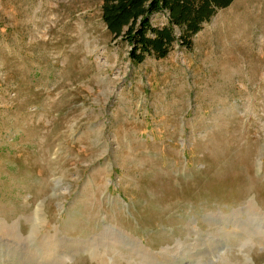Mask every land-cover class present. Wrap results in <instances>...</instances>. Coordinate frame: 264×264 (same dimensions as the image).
Masks as SVG:
<instances>
[{
  "label": "rangeland",
  "instance_id": "374dc122",
  "mask_svg": "<svg viewBox=\"0 0 264 264\" xmlns=\"http://www.w3.org/2000/svg\"><path fill=\"white\" fill-rule=\"evenodd\" d=\"M237 1L247 61L172 27L135 63L101 0H0V264H264V0Z\"/></svg>",
  "mask_w": 264,
  "mask_h": 264
},
{
  "label": "trees",
  "instance_id": "16d2710c",
  "mask_svg": "<svg viewBox=\"0 0 264 264\" xmlns=\"http://www.w3.org/2000/svg\"><path fill=\"white\" fill-rule=\"evenodd\" d=\"M231 1L101 0L100 18L111 35L121 36L129 45V59L141 63L146 56L162 59L167 55L174 42L172 27L180 29V46L189 50L201 24ZM161 12L167 13L168 25L153 27L151 17Z\"/></svg>",
  "mask_w": 264,
  "mask_h": 264
},
{
  "label": "crops",
  "instance_id": "0c3cea01",
  "mask_svg": "<svg viewBox=\"0 0 264 264\" xmlns=\"http://www.w3.org/2000/svg\"><path fill=\"white\" fill-rule=\"evenodd\" d=\"M236 5H238V1L232 0L228 6L217 9L207 21L203 22L200 29L191 38L190 50L198 47L197 36L208 35L207 55L238 56L240 61L246 57L245 60L247 61L250 50H255L248 36L250 35L248 11L245 10L242 13L236 8ZM243 14H245V19ZM252 35L258 34L252 33ZM194 37L195 39H193ZM252 53L257 54V51Z\"/></svg>",
  "mask_w": 264,
  "mask_h": 264
}]
</instances>
